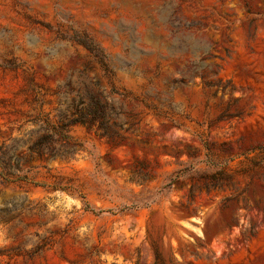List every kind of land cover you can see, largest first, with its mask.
I'll return each mask as SVG.
<instances>
[{
  "label": "rangeland",
  "instance_id": "374dc122",
  "mask_svg": "<svg viewBox=\"0 0 264 264\" xmlns=\"http://www.w3.org/2000/svg\"><path fill=\"white\" fill-rule=\"evenodd\" d=\"M258 147L264 0H0V264H264Z\"/></svg>",
  "mask_w": 264,
  "mask_h": 264
},
{
  "label": "trees",
  "instance_id": "16d2710c",
  "mask_svg": "<svg viewBox=\"0 0 264 264\" xmlns=\"http://www.w3.org/2000/svg\"><path fill=\"white\" fill-rule=\"evenodd\" d=\"M86 47L93 54L99 53L98 50L94 48H91L89 46H86ZM101 63L104 67H107V64L105 61L101 60ZM87 99H88V103H87L88 113H83L82 115L79 114V118L73 121L72 123H77L80 121L83 125L88 126V128L91 130L93 129V127H95L97 123H100L102 125L108 124L109 117L107 113L113 107V103L111 102L109 95H107L103 91H99V93L97 94L95 93L89 94L87 96ZM90 115H93V116L90 118ZM225 116L226 114H223L220 117V119H223ZM106 136L107 134H104L101 137H106ZM254 153H257L255 157L248 158V161L250 163H248L247 165H242L239 168H236L232 165L234 160L229 159L221 163H216V162H213L210 156L209 157L210 161H208L207 163L212 171L199 175V178L202 179L203 181V188L206 189L207 191H210V190L222 189L224 186H231L237 176L246 175L249 172H253L254 170H257V169L263 171V173L259 175V178L262 182H264V147L256 148L254 150ZM54 155L55 154H51L52 157ZM4 158H5L4 154L0 156V163H2L3 165H6ZM186 175L187 173L185 172H177L171 178L166 188L171 189L175 185H180L183 178ZM19 179L21 180V179H27V178L25 177V178H19ZM257 207L264 214V202H261V204L257 205ZM87 208L89 210L92 209L89 205H87ZM154 264H163L161 256L158 253H156Z\"/></svg>",
  "mask_w": 264,
  "mask_h": 264
}]
</instances>
